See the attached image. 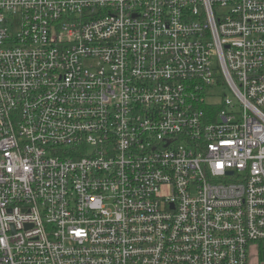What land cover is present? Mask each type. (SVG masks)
<instances>
[{
  "label": "built area",
  "instance_id": "1",
  "mask_svg": "<svg viewBox=\"0 0 264 264\" xmlns=\"http://www.w3.org/2000/svg\"><path fill=\"white\" fill-rule=\"evenodd\" d=\"M260 242L264 0H0V264Z\"/></svg>",
  "mask_w": 264,
  "mask_h": 264
},
{
  "label": "rangeland",
  "instance_id": "2",
  "mask_svg": "<svg viewBox=\"0 0 264 264\" xmlns=\"http://www.w3.org/2000/svg\"><path fill=\"white\" fill-rule=\"evenodd\" d=\"M232 101H235L233 98H231ZM249 264H259L258 258H257V246L253 247L249 251ZM264 264V263H261Z\"/></svg>",
  "mask_w": 264,
  "mask_h": 264
},
{
  "label": "trees",
  "instance_id": "3",
  "mask_svg": "<svg viewBox=\"0 0 264 264\" xmlns=\"http://www.w3.org/2000/svg\"><path fill=\"white\" fill-rule=\"evenodd\" d=\"M256 245H257L258 262H259V264L264 263V242L257 243Z\"/></svg>",
  "mask_w": 264,
  "mask_h": 264
}]
</instances>
